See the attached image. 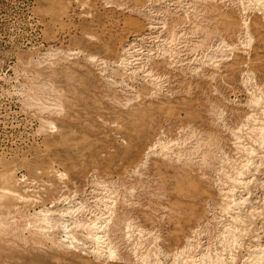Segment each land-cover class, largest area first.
Here are the masks:
<instances>
[{"label":"rangeland","instance_id":"1","mask_svg":"<svg viewBox=\"0 0 264 264\" xmlns=\"http://www.w3.org/2000/svg\"><path fill=\"white\" fill-rule=\"evenodd\" d=\"M0 264H264V0H0Z\"/></svg>","mask_w":264,"mask_h":264},{"label":"bare ground","instance_id":"2","mask_svg":"<svg viewBox=\"0 0 264 264\" xmlns=\"http://www.w3.org/2000/svg\"><path fill=\"white\" fill-rule=\"evenodd\" d=\"M74 210V209H73ZM44 214V215H43ZM41 215H42V218L44 217V222H46L48 225H51V221H50V217H49V212H42L41 213ZM97 222V221H96ZM92 223V222H91ZM90 224V223H89ZM96 224V223H95ZM99 224H96V225H94V226H92V230H93V228H95V229H97V233H92L91 234V238H93L94 239V241H96V243L97 244H102V240H103V236H100V234L103 232V226H99V227H97ZM82 226V225H81ZM90 229V228H89ZM95 231V230H94Z\"/></svg>","mask_w":264,"mask_h":264}]
</instances>
